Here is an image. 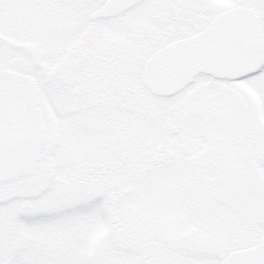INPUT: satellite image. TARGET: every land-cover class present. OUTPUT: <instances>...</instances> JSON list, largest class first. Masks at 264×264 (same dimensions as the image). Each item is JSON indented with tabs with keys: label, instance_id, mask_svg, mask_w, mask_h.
I'll return each instance as SVG.
<instances>
[{
	"label": "snow or ice",
	"instance_id": "snow-or-ice-1",
	"mask_svg": "<svg viewBox=\"0 0 264 264\" xmlns=\"http://www.w3.org/2000/svg\"><path fill=\"white\" fill-rule=\"evenodd\" d=\"M0 264H264V0H0Z\"/></svg>",
	"mask_w": 264,
	"mask_h": 264
}]
</instances>
